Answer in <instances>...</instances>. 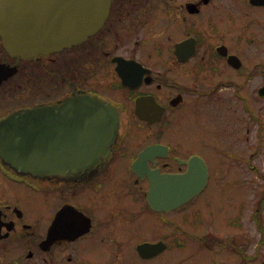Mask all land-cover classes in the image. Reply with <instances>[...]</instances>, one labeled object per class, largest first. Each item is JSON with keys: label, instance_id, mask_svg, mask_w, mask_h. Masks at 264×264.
<instances>
[{"label": "flooded vegetation", "instance_id": "obj_1", "mask_svg": "<svg viewBox=\"0 0 264 264\" xmlns=\"http://www.w3.org/2000/svg\"><path fill=\"white\" fill-rule=\"evenodd\" d=\"M109 2L103 25L70 47L20 57L0 37V122L36 109L54 133L55 110L79 95L118 115L106 155L66 176L0 158V264H133V254L146 261L189 243L214 264H264V0ZM205 155L254 172V194L218 226L197 208L183 213L198 195L153 210L154 173H183L194 158L208 169ZM145 243L164 248L143 257Z\"/></svg>", "mask_w": 264, "mask_h": 264}, {"label": "water", "instance_id": "obj_2", "mask_svg": "<svg viewBox=\"0 0 264 264\" xmlns=\"http://www.w3.org/2000/svg\"><path fill=\"white\" fill-rule=\"evenodd\" d=\"M109 4V0H0L2 44L9 54L21 57L70 47L102 26ZM55 112L54 133L40 121L45 113L36 109L2 120L3 161L33 176H66L106 155L118 124L112 107L95 97L79 95ZM155 150L150 146L141 151L134 167L145 164ZM188 165L181 174L154 173L147 197L153 210L169 212L203 191L208 179L205 163L194 158ZM133 169L138 172L139 168ZM160 248H164L160 243L143 244L138 251L150 257Z\"/></svg>", "mask_w": 264, "mask_h": 264}, {"label": "rangeland", "instance_id": "obj_3", "mask_svg": "<svg viewBox=\"0 0 264 264\" xmlns=\"http://www.w3.org/2000/svg\"><path fill=\"white\" fill-rule=\"evenodd\" d=\"M205 158L210 165L207 187L196 197L195 204H189V207H185L183 213L188 214L191 219L193 210L197 208L201 211L206 223L211 220L215 226H218L229 212L230 204H236L244 197L250 198L254 194L255 189H249L247 180L255 186L262 179L258 178L250 169L243 172L245 176L243 177L240 168H228L227 164L221 166L217 156L210 155L209 157L205 155ZM261 172L264 178V170H261ZM210 212H212V215H210ZM200 234L203 233L200 232ZM248 235L255 238L256 234L252 237L249 230ZM225 255V253H220L217 258L223 260ZM133 257V264H214L210 253L205 248L195 246V243H189L178 251H166L156 258L146 261L139 259L137 254H133Z\"/></svg>", "mask_w": 264, "mask_h": 264}]
</instances>
